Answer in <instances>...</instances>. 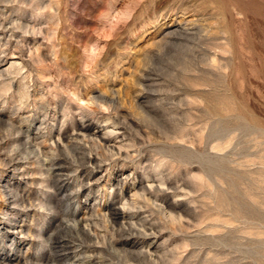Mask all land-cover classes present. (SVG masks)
Masks as SVG:
<instances>
[{
    "label": "rangeland",
    "instance_id": "obj_1",
    "mask_svg": "<svg viewBox=\"0 0 264 264\" xmlns=\"http://www.w3.org/2000/svg\"><path fill=\"white\" fill-rule=\"evenodd\" d=\"M2 223L0 264H264V0H0Z\"/></svg>",
    "mask_w": 264,
    "mask_h": 264
},
{
    "label": "bare ground",
    "instance_id": "obj_2",
    "mask_svg": "<svg viewBox=\"0 0 264 264\" xmlns=\"http://www.w3.org/2000/svg\"><path fill=\"white\" fill-rule=\"evenodd\" d=\"M21 124V123H20ZM20 130H21V128H20ZM25 131V130H24ZM20 132V131H19ZM22 132V131H21ZM26 132V131H25ZM31 133V132H30ZM19 134H21V133H19ZM29 134V133H28ZM25 136V135H24ZM28 136V138H27V143L28 144H30V145H33V147L34 146H36V148L34 147V149H35V152L36 153H40V154H43V157H45V159L43 160V161H45V165H47L46 167V170H48L49 169V171H64L65 170V168H64V166H62L61 164H59L60 162H59V160L57 159L56 160V158H53V157H49L48 155H47V153L46 152H44V150L40 147V146H38V144L36 145V143H33V140H32V138L30 137V135H27ZM88 136V135H87ZM60 139H61V137H60ZM26 146H29V145H26ZM19 147V146H18ZM18 147H17V149H18ZM57 148V147H56ZM16 149V150H17ZM52 149H54V148H52ZM51 149V150H52ZM15 151V150H14ZM18 151V150H17ZM22 152V151H21ZM21 152H20V154H21ZM30 152H31V150H30ZM32 152L33 153H35L33 150H32ZM50 152V151H49ZM48 152V153H49ZM53 152H54V150H53ZM32 153V154H33ZM35 153V154H36ZM18 152H15V153H13V154H10L9 156H8V158H9V160H8V163L9 164H11V166L13 167V168H15V169H21L23 166H22V163H21V155H20ZM35 154H33V155H35ZM53 156H56V155H53ZM42 157V156H41ZM60 158V157H59ZM38 159V158H37ZM63 160V159H62ZM88 160H89V158H88ZM98 160V159H97ZM85 162V161H84ZM91 163V162H90ZM96 164V163H95ZM90 165V164H89ZM68 166V165H67ZM99 166H100V164H99ZM45 167V166H44ZM69 169V168H68ZM76 169V168H75ZM49 171L47 172V173H49ZM73 171V170H72ZM72 173V172H71ZM73 174V173H72ZM57 175V174H56ZM68 175H69V178H70V174L68 173ZM66 176V175H65ZM86 176V175H85ZM56 177H59V176H56ZM72 178V177H71ZM86 178V177H85ZM61 180H62V178H60ZM75 179H78V177H75ZM87 179H90V178H87ZM81 180V179H80ZM76 181V180H75ZM77 182V181H76ZM75 182V183H76ZM60 183V182H59ZM87 184L88 182H84V184ZM90 183V182H89ZM74 184V183H73ZM118 184V183H117ZM119 184H120V182H119ZM70 186H72V181H63L62 182V184L60 185V188L62 189H67V188H69ZM79 186H83V184H79ZM116 186V185H115ZM79 191V190H78ZM11 202V201H10ZM70 208V207H69ZM75 212V211H74ZM73 212V213H74ZM114 212V211H113ZM109 213V212H108ZM115 218H122V219H125V218H130V219H132L133 218V216L132 215H129V216H126V215H121L120 214V212H118L117 210L115 211ZM113 216V215H112ZM114 217V216H113ZM79 220V219H78ZM116 221V220H115ZM14 223V222H13ZM77 224L79 223V222H76ZM135 223V222H134ZM97 224V223H96ZM80 225V224H79ZM132 225V224H131ZM5 224H1L0 225V227H3V228H5ZM12 226V225H11ZM16 228V227H15ZM15 232V231H14ZM20 232H21V229H20ZM145 232V231H144ZM23 233V232H22ZM146 234V233H145ZM147 235V234H146ZM13 236V235H12ZM6 241L5 240H1L0 241V250H4V247H3V243H5ZM68 246V249L70 248L69 247V244H67ZM54 246V245H53ZM78 247V246H77ZM3 254V256L2 255H0V262H4V261H6V260H10L11 258H10V256H9V254L8 253H5V252H3L2 253ZM69 255H73V256H71V258H77V254H67L66 256L67 257H69ZM80 258V257H79ZM79 258H77V259H79ZM81 259V258H80ZM83 261V260H82ZM81 261V262H82ZM85 263H87V262H84L83 261V264H85Z\"/></svg>",
    "mask_w": 264,
    "mask_h": 264
}]
</instances>
